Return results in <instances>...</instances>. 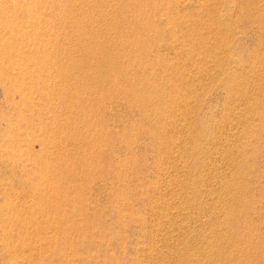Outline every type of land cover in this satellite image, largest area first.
I'll return each instance as SVG.
<instances>
[{"label": "rangeland", "instance_id": "374dc122", "mask_svg": "<svg viewBox=\"0 0 264 264\" xmlns=\"http://www.w3.org/2000/svg\"><path fill=\"white\" fill-rule=\"evenodd\" d=\"M0 264H264V0H0Z\"/></svg>", "mask_w": 264, "mask_h": 264}, {"label": "bare ground", "instance_id": "6f19581e", "mask_svg": "<svg viewBox=\"0 0 264 264\" xmlns=\"http://www.w3.org/2000/svg\"><path fill=\"white\" fill-rule=\"evenodd\" d=\"M47 5V4H46ZM128 5V4H127ZM40 6V5H39ZM2 8V7H1ZM66 9V8H65ZM122 11V10H121ZM37 12V11H36ZM73 13V12H72ZM33 17V15H32ZM84 17V16H83ZM57 18V17H56ZM36 20V19H35ZM84 22V21H83ZM82 24V23H81ZM73 26V25H72ZM74 28V27H73ZM43 29V28H42ZM39 30V29H38ZM39 33V32H38ZM41 35V34H40ZM45 35V34H44ZM43 35V36H44ZM77 35V34H76ZM39 38V37H38ZM40 40V39H39ZM61 42V41H60ZM58 43V42H57ZM46 45V44H45ZM51 45V44H50ZM44 49V48H43ZM47 50V49H46ZM54 51V50H53ZM89 51H90V48H89ZM37 59V58H36ZM42 62V61H41ZM40 64V63H39ZM41 66V65H40ZM39 66V67H40ZM119 70V69H118ZM36 71V70H35ZM58 74V73H57ZM90 76V75H89ZM122 77V76H121ZM92 78V77H91ZM33 81V80H32ZM43 82V81H42ZM88 82V81H87ZM110 83V82H109ZM115 86V85H114ZM45 87V86H44ZM45 89V88H44ZM130 89V88H129ZM120 92V91H119ZM114 102V101H113ZM57 136V135H56ZM55 147V146H54ZM52 149V148H51ZM54 151V150H53Z\"/></svg>", "mask_w": 264, "mask_h": 264}]
</instances>
